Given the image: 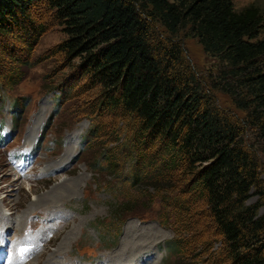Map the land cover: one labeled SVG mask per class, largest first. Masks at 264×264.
<instances>
[{"label":"rangeland","instance_id":"374dc122","mask_svg":"<svg viewBox=\"0 0 264 264\" xmlns=\"http://www.w3.org/2000/svg\"><path fill=\"white\" fill-rule=\"evenodd\" d=\"M251 3L264 11V0H234L238 9ZM32 17L44 28L35 42L19 32L0 40V217H8L0 264H228L206 203L184 175L132 182L144 170L136 156L148 157L150 172L163 153L138 144L136 119L101 102L78 59L60 50L67 34L49 6L40 3ZM183 41L198 70L216 71L218 60L195 37ZM215 98L234 108L225 94ZM132 224L144 242L118 261Z\"/></svg>","mask_w":264,"mask_h":264},{"label":"trees","instance_id":"16d2710c","mask_svg":"<svg viewBox=\"0 0 264 264\" xmlns=\"http://www.w3.org/2000/svg\"><path fill=\"white\" fill-rule=\"evenodd\" d=\"M42 2L67 34L60 50L78 59L101 102L135 118L137 143L163 153L150 172L136 156L144 170L132 182L184 175L228 264H264V11L234 0H0V40L19 32L35 42L44 28L32 10ZM184 36L218 60L216 71L198 70ZM216 92L234 108L220 107Z\"/></svg>","mask_w":264,"mask_h":264},{"label":"bare ground","instance_id":"6f19581e","mask_svg":"<svg viewBox=\"0 0 264 264\" xmlns=\"http://www.w3.org/2000/svg\"><path fill=\"white\" fill-rule=\"evenodd\" d=\"M69 182V181H68ZM75 183V182H74ZM63 184V183H62ZM72 184H73V182H72ZM60 185V184H59ZM65 185V184H64ZM57 186V185H56ZM67 186V185H66ZM72 186V185H71ZM60 189V188H59ZM33 190V189H32ZM66 190V189H65ZM67 191V190H66ZM58 192V186L57 187H55V188H53V193H57ZM73 192H74V190H73ZM61 193V192H60ZM55 195V194H54ZM72 195V194H71ZM63 196V195H62ZM61 196V197H62ZM48 197H51V196H49L48 195ZM48 197H45V198H37L38 200L37 201H39L40 203H42V202H44L43 200H46ZM56 198H57V196H56ZM42 199V200H41ZM46 203V202H45ZM53 203H55V202H53ZM51 205V204H50ZM54 205V204H53ZM48 206V205H47ZM14 209V208H13ZM51 211H53V212H55V214H58V212H56V211H60L59 210V207H57V206H53V207H51V208H49ZM55 209H56V211H55ZM60 213V212H59ZM62 213V212H61ZM52 215V214H51ZM55 216V215H54ZM59 216V215H58ZM5 218H7L8 219V217H3V216H1L0 217V222H2V221H4L5 220ZM137 232H136V231ZM127 231V238H125V239H123L124 241H123V243L121 244L122 246H120L121 248H120V250H119V252L117 253V259H118V261H119V259H121V258H124V259H128L129 257H131L132 255H134L135 254V252H136V250L137 249H139L138 248V245H139V243L140 242H138V241H140L141 239V241L142 242H144V237L143 236H145V235H143L142 236V233H140V230L139 229H137L136 228V226H134L133 227V224L132 225H129V227H128V229L126 230ZM146 232V231H145ZM125 235H126V233H125ZM124 235V236H125ZM142 236V237H141ZM3 241H4V243H3ZM6 241V242H5ZM131 243V244H130ZM7 244V238H4L3 240H2V238L0 239V247H3V246H5ZM65 244V243H64ZM54 259V258H53ZM117 259H113L111 262L112 263H114ZM51 260V259H50ZM122 260V259H121ZM108 262H110V260H108ZM125 263H122V262H120L121 264H132L131 262V260H128V261H124ZM55 264V263H54Z\"/></svg>","mask_w":264,"mask_h":264}]
</instances>
